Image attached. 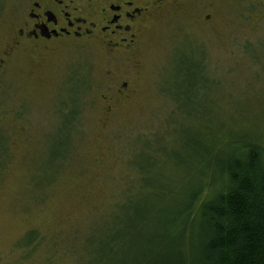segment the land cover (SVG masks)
Instances as JSON below:
<instances>
[{
	"label": "rangeland",
	"instance_id": "1",
	"mask_svg": "<svg viewBox=\"0 0 264 264\" xmlns=\"http://www.w3.org/2000/svg\"><path fill=\"white\" fill-rule=\"evenodd\" d=\"M27 3L0 0V264H98L103 256L115 264L110 242L92 238L90 249L89 230L104 221L124 177L139 182L127 159L144 167L146 145L156 142L135 145L137 136L163 133L153 157L169 162L150 167L180 190L190 173L181 162L204 156L203 146L199 154L182 147L184 117L192 136L219 122L264 144V0L166 4L133 56L77 43L46 53L25 43L7 56ZM248 41L259 58L245 54ZM123 80L135 85L131 100L114 94Z\"/></svg>",
	"mask_w": 264,
	"mask_h": 264
},
{
	"label": "trees",
	"instance_id": "2",
	"mask_svg": "<svg viewBox=\"0 0 264 264\" xmlns=\"http://www.w3.org/2000/svg\"><path fill=\"white\" fill-rule=\"evenodd\" d=\"M258 44L264 49V39ZM244 49L250 58L253 54L259 58L261 52H254L250 41ZM189 116L179 122L183 133L179 140L182 147L194 149L192 154H199L203 146L204 156L181 162L190 169L184 180L188 188L172 187L171 180H177L152 173V163L169 162L158 163L153 157L154 150L165 144L163 133L153 130L155 141L147 133L137 136L135 145L139 140L149 145L156 142L152 147L146 145L150 156L142 161L144 167L132 154L127 159V167L138 172V190L135 176L122 179L118 196L107 202L110 208L99 223L112 224L114 231L102 227L103 233L99 224L89 230L90 249L92 238L110 242L106 255L115 264H264V144L260 136L246 131L234 134L219 122L209 124L205 134L192 136L186 126ZM7 136L9 150L13 137ZM64 144L69 151L72 142ZM181 163L173 161L177 169H184ZM31 232L36 237V230ZM118 243L125 246L115 251ZM106 260L103 256L98 264H108Z\"/></svg>",
	"mask_w": 264,
	"mask_h": 264
},
{
	"label": "flooded vegetation",
	"instance_id": "3",
	"mask_svg": "<svg viewBox=\"0 0 264 264\" xmlns=\"http://www.w3.org/2000/svg\"><path fill=\"white\" fill-rule=\"evenodd\" d=\"M174 1L201 5L204 0H28L7 56L25 43L43 52L77 43L133 56L149 21L160 8ZM206 19L210 15L206 14ZM131 86L123 80L114 86L115 96L121 99L125 95L131 100L135 85Z\"/></svg>",
	"mask_w": 264,
	"mask_h": 264
}]
</instances>
